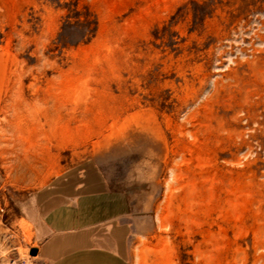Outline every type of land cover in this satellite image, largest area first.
<instances>
[{
	"label": "rangeland",
	"instance_id": "1",
	"mask_svg": "<svg viewBox=\"0 0 264 264\" xmlns=\"http://www.w3.org/2000/svg\"><path fill=\"white\" fill-rule=\"evenodd\" d=\"M67 174L141 264H264V0H0V262Z\"/></svg>",
	"mask_w": 264,
	"mask_h": 264
},
{
	"label": "crops",
	"instance_id": "2",
	"mask_svg": "<svg viewBox=\"0 0 264 264\" xmlns=\"http://www.w3.org/2000/svg\"><path fill=\"white\" fill-rule=\"evenodd\" d=\"M56 179L26 205L37 264H141L130 246L126 206L102 185ZM141 244L138 250H141Z\"/></svg>",
	"mask_w": 264,
	"mask_h": 264
},
{
	"label": "water",
	"instance_id": "3",
	"mask_svg": "<svg viewBox=\"0 0 264 264\" xmlns=\"http://www.w3.org/2000/svg\"><path fill=\"white\" fill-rule=\"evenodd\" d=\"M30 254H31L32 256H36V255L38 254V249H37V247H33V248H31V250H30Z\"/></svg>",
	"mask_w": 264,
	"mask_h": 264
},
{
	"label": "built area",
	"instance_id": "4",
	"mask_svg": "<svg viewBox=\"0 0 264 264\" xmlns=\"http://www.w3.org/2000/svg\"><path fill=\"white\" fill-rule=\"evenodd\" d=\"M0 264H3L2 262H0Z\"/></svg>",
	"mask_w": 264,
	"mask_h": 264
}]
</instances>
